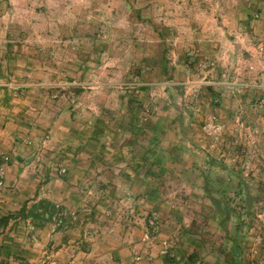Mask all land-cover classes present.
Returning a JSON list of instances; mask_svg holds the SVG:
<instances>
[{"label": "rangeland", "instance_id": "374dc122", "mask_svg": "<svg viewBox=\"0 0 264 264\" xmlns=\"http://www.w3.org/2000/svg\"><path fill=\"white\" fill-rule=\"evenodd\" d=\"M263 117L264 0H0V216L39 203L47 151L58 177L63 157L81 168L103 154L95 169H139L109 207L146 222L135 261L233 264L238 235V264H264ZM113 142L136 161L117 163ZM57 201L74 223L89 211ZM53 214L0 228V264H40Z\"/></svg>", "mask_w": 264, "mask_h": 264}, {"label": "crops", "instance_id": "0c3cea01", "mask_svg": "<svg viewBox=\"0 0 264 264\" xmlns=\"http://www.w3.org/2000/svg\"><path fill=\"white\" fill-rule=\"evenodd\" d=\"M75 112L77 110L71 111V114H75ZM262 120L264 123V117ZM83 142L89 147H97V141L94 138L87 137L86 140L85 137ZM120 145L119 142H113L112 146L116 148L114 160L117 163L127 161L132 165L138 156L132 143L127 142L125 145H121V148ZM47 152L49 160L45 164L44 170L46 182L34 188V191H37L36 194L39 195L37 202L47 200L52 204L58 200L57 202H62L69 208L87 206L86 209L89 211L85 209L84 211H88L86 215L82 216V214L80 220L74 223L75 226H72L71 229L51 234L54 241L49 243L50 247H47L45 251H39L44 252L41 255L40 264H160V260L149 261L148 257L139 262L135 261L134 249L139 245L135 242L138 240L140 232L146 228L145 222L144 229H142L141 225L144 219L141 220L138 217L140 213L137 211L112 212L109 208L112 205L111 200H114L113 197H110V192L113 193L116 190L115 182L120 181L118 183L119 190L123 197L126 190H130L132 193L136 192L137 188L133 184L134 179L130 180L139 173V169H135L136 166L133 169H126L121 174L113 172L108 167L95 169L97 160L109 157H104L103 154L97 157V154H94V159L89 160L90 163L87 167L79 168L76 159L80 155H77L76 159L73 157L62 158L63 161L70 162L68 168L70 172L68 175L58 177L52 168L55 161L58 160L57 152ZM81 157L83 158V156ZM141 159L142 157L140 161ZM126 179L129 180V184H125ZM112 180L115 181L112 182ZM123 182L124 185L121 184ZM95 183L100 185L95 192L100 194L101 199L91 203L92 196L90 194ZM123 188L125 191H121ZM128 200H132V197L130 196ZM145 203H147L146 200ZM137 208L135 205L134 210Z\"/></svg>", "mask_w": 264, "mask_h": 264}, {"label": "built area", "instance_id": "2783aa9c", "mask_svg": "<svg viewBox=\"0 0 264 264\" xmlns=\"http://www.w3.org/2000/svg\"><path fill=\"white\" fill-rule=\"evenodd\" d=\"M4 159L6 161L9 160V156H5ZM0 168H1V173H4L2 170L3 168L2 167ZM0 184H2V181H0ZM49 215L50 212L45 213L46 217H49ZM75 220H77V216L75 213L70 212L67 209H63L59 205H55V212L51 217L52 231L55 232L57 230L68 229L75 222ZM147 224H148L147 230L144 232L142 237V241L145 243L152 241V239L159 233L160 227H159V220L157 214L153 213L152 215H150ZM160 252L164 256L177 258L175 251L173 250V248L171 247V245L167 240L162 241ZM136 258L140 260L141 257L137 256Z\"/></svg>", "mask_w": 264, "mask_h": 264}, {"label": "trees", "instance_id": "16d2710c", "mask_svg": "<svg viewBox=\"0 0 264 264\" xmlns=\"http://www.w3.org/2000/svg\"><path fill=\"white\" fill-rule=\"evenodd\" d=\"M101 119H99L100 121ZM206 191L208 193H210V191L208 189H206ZM212 201L214 203L217 202V199H215L214 197H211ZM50 210H54L53 212H55V206L51 204V202L47 201V200H42L40 201L39 203H37L36 205H34L33 209L28 213L27 209L25 207H23L22 209H20V211H18L17 213H9L7 215H2L0 216V228H7L11 221L14 220L15 223L14 224H17L19 223L21 220H24L26 219L27 217H30V216H37L39 215V212H44V213H47V212H50V213H53L51 212ZM219 222L220 224L223 223V219L221 217V215H219ZM241 228L240 226H238V232L236 234H240V231H241ZM238 235H236V237H234V249H233V253L231 255V259L233 262V264H238V258H240V252H241V248H240V243H239V239H238Z\"/></svg>", "mask_w": 264, "mask_h": 264}]
</instances>
